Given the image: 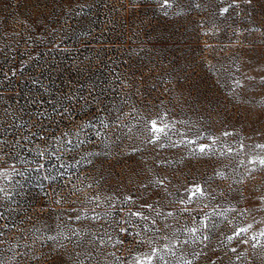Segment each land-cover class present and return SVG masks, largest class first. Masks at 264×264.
<instances>
[{
  "label": "rangeland",
  "instance_id": "1",
  "mask_svg": "<svg viewBox=\"0 0 264 264\" xmlns=\"http://www.w3.org/2000/svg\"><path fill=\"white\" fill-rule=\"evenodd\" d=\"M258 145L264 0H0V264H264Z\"/></svg>",
  "mask_w": 264,
  "mask_h": 264
},
{
  "label": "snow or ice",
  "instance_id": "2",
  "mask_svg": "<svg viewBox=\"0 0 264 264\" xmlns=\"http://www.w3.org/2000/svg\"><path fill=\"white\" fill-rule=\"evenodd\" d=\"M157 2L160 4L161 8H167V7L172 6V0H157ZM221 11L226 12L227 8L221 9ZM163 130H164L163 127L158 126L156 121L151 122V131L153 133V136H152L153 140H158L159 139V133L163 132ZM227 134L228 133H225V135H227ZM206 147H207V145H204V144L199 145V148L201 149V151H203ZM257 147H264V145H258ZM39 155L43 156L44 153L41 152V153H39ZM254 159H259V163L264 165V157L254 158ZM37 167H40V165L37 164ZM161 183H163V181H161ZM193 187L195 188V191L191 192V194L193 196L196 195V192H200L202 194V189L199 186H193ZM129 199H132V197H129ZM181 203H183V201H181ZM145 206L148 208L152 207V205H150V204L145 205ZM134 215L143 217L142 212H136V213H134ZM203 219L206 221L207 217L205 216V217H203ZM153 224H155V221H153ZM203 226L205 228H207L206 223ZM248 227H250V225ZM248 227L241 228L238 230V232H246V231H248ZM120 231L126 232L127 228H121ZM186 231H189V232L195 234L198 231V229L196 227H191L189 229H186ZM236 234H238V233H236V232L233 233V235H236ZM261 235L264 236V232H261ZM208 238H209L208 236H204V240H207ZM229 239H231V237H229ZM253 240H255V236H253ZM246 242L247 241H245V243ZM149 243H151V242H149ZM177 243H179V241H177ZM164 247L168 248V245L165 244ZM233 251H235V249H233ZM159 252H160V250L156 247H151L150 250L146 251V252L137 251V252L131 254V264H160L161 261H163V264H167V261L164 260L163 255H158ZM188 264H191V261H189Z\"/></svg>",
  "mask_w": 264,
  "mask_h": 264
}]
</instances>
